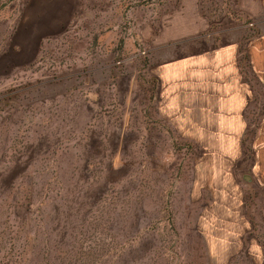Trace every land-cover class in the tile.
Here are the masks:
<instances>
[{
  "label": "rangeland",
  "instance_id": "obj_1",
  "mask_svg": "<svg viewBox=\"0 0 264 264\" xmlns=\"http://www.w3.org/2000/svg\"><path fill=\"white\" fill-rule=\"evenodd\" d=\"M258 40L264 0H0V264H264ZM233 42L244 134L191 139L159 65Z\"/></svg>",
  "mask_w": 264,
  "mask_h": 264
},
{
  "label": "crops",
  "instance_id": "obj_2",
  "mask_svg": "<svg viewBox=\"0 0 264 264\" xmlns=\"http://www.w3.org/2000/svg\"><path fill=\"white\" fill-rule=\"evenodd\" d=\"M258 42V43H257ZM250 57L253 74L264 80V43ZM242 52L237 42L202 49L159 65V111L191 139H241L251 103ZM223 146V140L217 142Z\"/></svg>",
  "mask_w": 264,
  "mask_h": 264
}]
</instances>
